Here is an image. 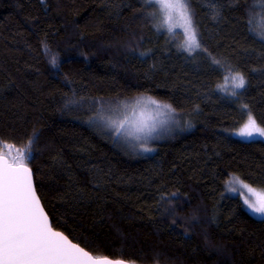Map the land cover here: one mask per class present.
<instances>
[{
	"label": "trees",
	"instance_id": "obj_1",
	"mask_svg": "<svg viewBox=\"0 0 264 264\" xmlns=\"http://www.w3.org/2000/svg\"><path fill=\"white\" fill-rule=\"evenodd\" d=\"M187 3L204 52L162 31L149 0H0V154L36 138L25 162L52 226L94 257L264 264V218L229 187L264 191V137L235 135L245 105L264 126V0ZM137 98L183 120L145 155L90 123Z\"/></svg>",
	"mask_w": 264,
	"mask_h": 264
},
{
	"label": "snow or ice",
	"instance_id": "obj_2",
	"mask_svg": "<svg viewBox=\"0 0 264 264\" xmlns=\"http://www.w3.org/2000/svg\"><path fill=\"white\" fill-rule=\"evenodd\" d=\"M149 2L160 6L165 13L166 22L172 20L174 13L178 15V26L184 29L187 36L186 51H206L193 26L187 0ZM50 62L55 66V57ZM213 63L219 66L221 62L213 59ZM225 80L227 81L228 77H225ZM231 80L234 89L244 88L245 80L239 73L232 75ZM231 94L235 96L237 92L234 90ZM147 103L155 105L158 109L171 110L169 106L160 105L150 98H147ZM126 107L128 111L121 118L111 121L115 134L135 136L137 139L140 134L150 136L155 131V124L142 118L146 105L137 98L134 105ZM244 107L247 120L236 134L242 138L264 137V126L257 123L250 111H247L246 105ZM138 109L141 118H138ZM33 142L28 141L27 155L19 150L11 158L0 154V264H113L107 258L92 256L52 227L36 194L32 170L25 162L32 159ZM4 146L13 148L12 145ZM229 187L233 193H239L243 197L244 205L253 214L264 217V191H257L239 177H233L229 181Z\"/></svg>",
	"mask_w": 264,
	"mask_h": 264
},
{
	"label": "rangeland",
	"instance_id": "obj_3",
	"mask_svg": "<svg viewBox=\"0 0 264 264\" xmlns=\"http://www.w3.org/2000/svg\"><path fill=\"white\" fill-rule=\"evenodd\" d=\"M154 4V3H153ZM155 11L157 13V16L159 14L160 18V25L162 28V31L172 35L173 37H177L179 39L180 45L183 48V50L186 51L185 49V41L187 39V36L185 34V31L182 27L178 26L179 25V18L177 14H173V18L171 21L166 22V17L165 13L163 10H161L160 6L158 4H154ZM192 17V16H191ZM193 22V20H192ZM256 26L260 30L259 33L262 37H264V11H262L258 16H256ZM193 26L194 22H193ZM196 29V28H195ZM197 51V50H196ZM194 51V52H196ZM188 52V51H186ZM191 52V53H194ZM189 53V52H188ZM136 99L129 100L128 102L125 101V105L121 108H116V109H111V112L107 109H102L96 116L93 117V119L90 121L92 125L95 127H99L100 130L102 131H109L113 135L115 134V129L111 125L112 120H117L122 117V115L128 111L127 106H131L135 104ZM142 103L146 105V107L143 108V119L149 120L150 122H154L155 124V131L151 133L150 136H144L143 134H140V138L137 139L135 136H117L119 139H123L125 143L130 147L132 144L131 151H133L136 155H145L146 149L148 148V144L153 142V141H160L161 139H166L168 136V132L174 127L176 124H180L183 122L182 117L180 114L176 113L171 107L169 108H156L155 105L148 104L147 100L144 98L141 99ZM158 103V102H157ZM160 105H164L161 103H158ZM167 106V105H166ZM138 112V118L139 117V112L140 109L137 110ZM189 124L191 125L192 122L188 119ZM187 123V122H186ZM176 133L177 130H171V132ZM238 132V131H237ZM236 132V133H237ZM235 133V135H237ZM238 138L240 136L237 135ZM261 137H255V138H245V139H257ZM241 139V138H240ZM126 147V145H125ZM128 149V148H127ZM149 149V148H148ZM130 149H128L129 152ZM230 196H233L229 194ZM246 210L253 215L255 218L261 219L264 218L259 214H253L245 205Z\"/></svg>",
	"mask_w": 264,
	"mask_h": 264
},
{
	"label": "water",
	"instance_id": "obj_4",
	"mask_svg": "<svg viewBox=\"0 0 264 264\" xmlns=\"http://www.w3.org/2000/svg\"><path fill=\"white\" fill-rule=\"evenodd\" d=\"M36 139V138H35ZM35 139L33 140V141H35ZM30 168V167H29ZM31 169V168H30ZM32 178H33V184H34V188H35V191H36V194H37V196L39 197V195H38V193H37V190H36V185H35V179H34V174H33V171H32ZM39 199H40V197H39ZM40 203H41V205H42V202H41V200H40ZM42 207H43V205H42ZM43 210H44V212L47 214V212L45 211V209H44V207H43ZM48 215V214H47ZM49 217V216H48ZM49 221H50V223H51V225H52V221H51V219H50V217H49ZM53 227V226H52ZM57 231V230H56ZM66 236V235H65ZM69 239V238H68ZM70 240V239H69ZM74 243V242H73ZM85 250V249H84ZM86 251V250H85ZM88 252V251H87ZM91 254V253H90ZM92 255V254H91ZM93 256V255H92ZM107 259H109V258H107ZM109 260H111L112 262H113V264H132V263H129V262H125V261H122V260H112V259H109Z\"/></svg>",
	"mask_w": 264,
	"mask_h": 264
}]
</instances>
